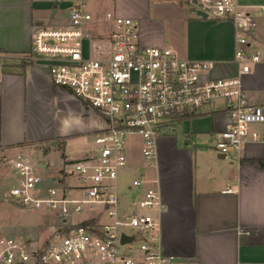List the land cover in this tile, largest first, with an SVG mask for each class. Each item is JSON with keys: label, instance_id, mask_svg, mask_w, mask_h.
Segmentation results:
<instances>
[{"label": "built area", "instance_id": "1", "mask_svg": "<svg viewBox=\"0 0 264 264\" xmlns=\"http://www.w3.org/2000/svg\"><path fill=\"white\" fill-rule=\"evenodd\" d=\"M191 7L233 25L235 76L212 77V61L143 45L134 19L114 12L95 16L86 0H60L57 22L35 28L28 58L43 62L52 83L98 112L105 127L94 136L93 155L63 164L49 182L41 159L21 152L11 160L17 184L6 198L24 209L49 212L58 225L50 227L52 239L39 245L23 233L1 237L0 264H178L162 249L165 209L158 188L133 194L132 211L122 212L118 176L128 165L127 141L141 140L145 162L156 168L159 140L216 100L225 103L230 120L208 143L220 155L242 150L250 137L258 140L252 129L264 123V107L250 102L241 82L263 62L262 53L250 48L256 17L239 0H191ZM67 177L79 184L65 186ZM147 183L141 176L129 189ZM123 236L132 242L123 244Z\"/></svg>", "mask_w": 264, "mask_h": 264}, {"label": "crops", "instance_id": "2", "mask_svg": "<svg viewBox=\"0 0 264 264\" xmlns=\"http://www.w3.org/2000/svg\"><path fill=\"white\" fill-rule=\"evenodd\" d=\"M59 2L0 0V238L25 234L29 230L22 228L24 224L34 225L42 214H50H33L17 204L19 207L6 204L8 190L1 186L5 179L17 184L11 164L14 156L40 153L35 157L46 163L42 173L49 182L60 175L62 162L84 159L97 149L94 138L81 140L80 133L58 124L59 99L71 97L85 104L57 88L43 62L26 57L35 28L55 23L61 16ZM239 2L256 17L250 48L263 55V62L241 78L242 87L251 103L264 107V0ZM191 9V0H102L92 14L114 12L134 19L143 45L172 48L183 59L212 61L216 64L212 77L235 76L239 66L233 25L203 19ZM229 123L225 103L214 101L202 115L182 126L183 145L177 143L178 130L159 140L156 168L145 162L141 140L132 138L134 145L128 147V165L119 173L118 185L123 176L139 172L148 183L131 189V196L149 185L159 189L165 209L162 249L178 264H264V169L257 165L264 162V123L252 129L258 132V140L250 137L242 150L223 158L208 143ZM69 141L74 145L66 149ZM64 184L79 182L67 177ZM228 188L232 192L223 193ZM5 213L13 215L12 226L5 225ZM28 214L36 215V220L25 219ZM32 225L28 226L34 230L26 235L33 245L43 244L49 235L41 238L39 228Z\"/></svg>", "mask_w": 264, "mask_h": 264}, {"label": "rangeland", "instance_id": "3", "mask_svg": "<svg viewBox=\"0 0 264 264\" xmlns=\"http://www.w3.org/2000/svg\"><path fill=\"white\" fill-rule=\"evenodd\" d=\"M101 1L102 0H86L87 10L90 12H94L98 8ZM58 12H56V13L61 14V12L59 10H58ZM70 96H72V95L70 94ZM73 97L76 98L75 96H73ZM56 103H57V107H58V124H60L61 126L65 127V128H68L70 130H73L76 133H80L82 136H78V137H81V140L91 141V138H94V136L97 133H99L105 127V121H104L103 117L98 112L87 107L86 105H81V104L77 103L75 101V99H72L71 97L61 98V100L59 99ZM177 130H178V132H177V143L179 145H183L184 141H183V137L181 135L182 126L177 127ZM91 135L93 137H91ZM66 143H67L66 149L68 147L70 148L71 145H74V143H72L70 141L66 142ZM133 145H134L133 139L131 138L127 141V149H128V147H129V149H132ZM60 155H61V153H60ZM35 156L39 157L40 153H36V155H34L33 157H35ZM14 157H16V156H14ZM62 161H63V158L60 159V163ZM63 163L64 162L61 163V166L63 165ZM68 170H69V168H68ZM140 175H141V173H139V172L138 173L130 172L127 175L123 176V179L119 183V192L123 196L121 199V209H122L124 216H127L128 213L131 212L133 207L135 206L133 197L130 195L134 192V190L130 191L128 189V185L132 184V182L135 178H140ZM14 185L15 184L11 179H5L3 182V185L1 187L4 191H7V190L9 191L12 187H14ZM4 199L6 201V204H10L11 206L13 205L15 207L17 206L16 204H13L11 201H9L6 198V196L4 197ZM17 207H19V206H17ZM27 211H30V213H33V214L38 213L35 211H31L29 209H27ZM33 214L32 215L28 214L29 215L28 217L25 215V219L33 221L35 218V220H36V215H33ZM46 214H42L43 218H40L41 220L39 223H36L34 225H32L30 223H26V224H24V226L22 228L29 230V232H31L32 230H34V228H31L30 226L31 225L35 226V229L37 226V228H39V230L41 232V234H40L41 238L49 235L45 240L52 239L53 234H52V231L50 230V227L57 226L58 221L53 216H51L50 214H47V215ZM3 218L5 220L8 219V221H7L8 223H5V225H7V226H12V224L14 223V220H12L13 215L5 213V214H3ZM15 219H17V218H15ZM75 219H76V221L81 220V217H76ZM28 225H30V226H28ZM29 232H24V233L30 234ZM128 232H130V231H128ZM2 236H10V235L9 234H3ZM122 249H125V248H122Z\"/></svg>", "mask_w": 264, "mask_h": 264}, {"label": "water", "instance_id": "4", "mask_svg": "<svg viewBox=\"0 0 264 264\" xmlns=\"http://www.w3.org/2000/svg\"><path fill=\"white\" fill-rule=\"evenodd\" d=\"M193 3H195V0H193ZM191 12H192V13H196L197 16H200V17L203 18V19H208L207 14H205V13H203V12H201V11H197V12H196L195 8H192V9H191ZM222 157L224 158V156H222ZM130 242H132V238H131V237H126V236H123V237H122V243H123V244H125V243H130Z\"/></svg>", "mask_w": 264, "mask_h": 264}, {"label": "trees", "instance_id": "5", "mask_svg": "<svg viewBox=\"0 0 264 264\" xmlns=\"http://www.w3.org/2000/svg\"><path fill=\"white\" fill-rule=\"evenodd\" d=\"M30 55H31V54L28 53V54L26 55V57H31ZM28 60H29V59H28ZM257 165H258L261 169H264V162H258Z\"/></svg>", "mask_w": 264, "mask_h": 264}]
</instances>
